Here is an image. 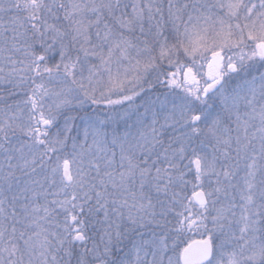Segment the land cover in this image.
Here are the masks:
<instances>
[{
  "label": "snow or ice",
  "instance_id": "snow-or-ice-1",
  "mask_svg": "<svg viewBox=\"0 0 264 264\" xmlns=\"http://www.w3.org/2000/svg\"><path fill=\"white\" fill-rule=\"evenodd\" d=\"M0 264H264V0H0Z\"/></svg>",
  "mask_w": 264,
  "mask_h": 264
}]
</instances>
